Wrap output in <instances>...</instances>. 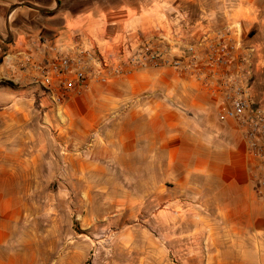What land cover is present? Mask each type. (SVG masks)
<instances>
[{
  "label": "crops",
  "instance_id": "0c3cea01",
  "mask_svg": "<svg viewBox=\"0 0 264 264\" xmlns=\"http://www.w3.org/2000/svg\"><path fill=\"white\" fill-rule=\"evenodd\" d=\"M224 30L253 49L250 97L264 107V0H0V181L4 153L27 151L20 166L45 168L34 173L76 198L79 184L91 200L111 183L104 197L116 209L157 207L173 225L202 205L242 262L264 264V196L243 133L219 119V102L191 72L139 67L57 103L40 83L42 70L81 50L113 60L127 46L182 48V38L198 44L200 34Z\"/></svg>",
  "mask_w": 264,
  "mask_h": 264
},
{
  "label": "rangeland",
  "instance_id": "374dc122",
  "mask_svg": "<svg viewBox=\"0 0 264 264\" xmlns=\"http://www.w3.org/2000/svg\"><path fill=\"white\" fill-rule=\"evenodd\" d=\"M4 154L1 264H258L237 257L223 224L202 205L194 215L180 214L173 225L175 216L158 218L153 203L147 214L116 209L115 200L104 197L114 194V184H99L91 200L81 199L79 184L76 198L59 179L34 173L45 168L19 165L33 153ZM159 221L168 229L157 230Z\"/></svg>",
  "mask_w": 264,
  "mask_h": 264
},
{
  "label": "built area",
  "instance_id": "2783aa9c",
  "mask_svg": "<svg viewBox=\"0 0 264 264\" xmlns=\"http://www.w3.org/2000/svg\"><path fill=\"white\" fill-rule=\"evenodd\" d=\"M198 44L180 39L182 48L160 40L131 50L122 48L113 60L81 50L75 59H63L42 70L41 85L55 94V103L71 93L86 91L92 83L123 75L144 66H166L191 72L219 102L221 121L234 120L241 129L249 161L253 165L255 192L264 196V107L254 104L250 83L254 71L253 49L243 48L230 30L204 32ZM197 46H202L198 50ZM128 54V55H126Z\"/></svg>",
  "mask_w": 264,
  "mask_h": 264
},
{
  "label": "trees",
  "instance_id": "16d2710c",
  "mask_svg": "<svg viewBox=\"0 0 264 264\" xmlns=\"http://www.w3.org/2000/svg\"><path fill=\"white\" fill-rule=\"evenodd\" d=\"M251 86V85H250Z\"/></svg>",
  "mask_w": 264,
  "mask_h": 264
}]
</instances>
